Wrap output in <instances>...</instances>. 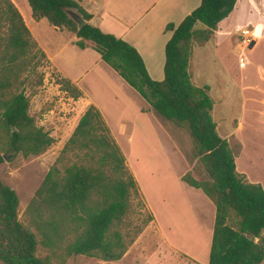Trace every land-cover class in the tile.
Segmentation results:
<instances>
[{"label":"trees","instance_id":"16d2710c","mask_svg":"<svg viewBox=\"0 0 264 264\" xmlns=\"http://www.w3.org/2000/svg\"><path fill=\"white\" fill-rule=\"evenodd\" d=\"M26 1L35 22L45 19L55 30L73 33L78 49H93L160 119L186 127L208 181L188 173L181 180L200 190L215 209L208 264H263L264 189L237 173L235 155L219 137L211 117L210 88L195 87L188 72L193 43L208 42L237 0H201L177 27L166 26L172 35L165 46L161 82L150 78L131 45L93 27L92 16L77 2ZM66 10L81 16L85 25L78 30ZM37 56L46 60L14 4L0 0V165L4 155L36 157L55 143L36 126L29 115V99L21 90L26 61ZM55 78L61 92L75 101L81 97L68 80ZM69 156L76 162L64 166ZM133 194H138L137 184L125 157L100 112L90 106L27 206V226L18 218L16 192L0 180V263L53 264L51 258L58 254L61 264L72 256L120 261L142 231L124 235L115 230L128 216ZM152 221L149 215L144 225ZM39 246L52 251L51 256L37 257Z\"/></svg>","mask_w":264,"mask_h":264},{"label":"rangeland","instance_id":"374dc122","mask_svg":"<svg viewBox=\"0 0 264 264\" xmlns=\"http://www.w3.org/2000/svg\"><path fill=\"white\" fill-rule=\"evenodd\" d=\"M15 2L18 5L22 4L20 0ZM244 21L243 17L239 21L242 27ZM37 29L43 39L50 44L64 42L67 38L52 34L45 26ZM239 40L240 35L237 36V43ZM256 40L257 38L254 41ZM210 45L198 42L192 45L190 74L194 80L198 68L196 64L198 55L194 48L203 47L204 58L209 64L212 52ZM250 51L247 49L244 52L250 64L245 58V65L241 67L236 56L231 76L228 74L220 77L216 90L210 93V97L214 100L225 93L224 102L228 112H224V115L228 118L231 114L230 127L225 131L228 130L227 137L235 155L238 172L246 182L260 184L264 189V117L257 118V115L263 112L264 92L257 85L260 81L256 71L258 65L264 67V45L249 53ZM228 53L229 51L224 55ZM26 63L28 69L22 75L21 90L29 99V115L35 119L36 126L48 133L55 143L36 157L25 159L21 155H4V159L8 161L4 160L0 165V180L14 190L19 198L18 218L24 226H27L25 210L46 174L56 163L64 146L63 141L68 139L73 123L81 112L77 106H69L68 96L61 93L59 85L56 84V74L48 69L46 60L37 56ZM202 69L205 71L206 66L202 65ZM206 76L205 84L212 85V75ZM41 77L42 84L39 86L37 81ZM232 81H236L234 82L236 84ZM109 104L115 107L116 102L110 101ZM63 107L69 112L61 111ZM221 111V109L215 111V116L221 115ZM157 119L159 123L156 121L158 124L154 134L144 138L141 135H134L132 143L126 144V147L122 145L128 162L133 164L142 195L139 192L132 195L128 216L115 227V230L124 235L126 233L132 235L142 228L141 234L128 248L123 258L116 263L72 256L67 258L64 264H196L193 259L207 261L209 255L207 238L213 222L212 213L207 204L205 206L197 198L199 195L195 191H199L182 182L181 175L188 173L192 178L202 182L208 181V177L195 156L194 144L186 127ZM161 126L165 135L159 129ZM74 162L76 159L69 156L63 165L67 166ZM58 167L61 169V165ZM149 215L157 222L153 220L145 226ZM196 221L202 223L205 230H199L195 225ZM51 254L52 251L40 246L37 248L36 256L39 258L50 257ZM53 256L55 257L51 258L52 263L61 264L59 254Z\"/></svg>","mask_w":264,"mask_h":264},{"label":"crops","instance_id":"0c3cea01","mask_svg":"<svg viewBox=\"0 0 264 264\" xmlns=\"http://www.w3.org/2000/svg\"><path fill=\"white\" fill-rule=\"evenodd\" d=\"M10 1L21 14L33 39L45 54L48 69L60 78L68 80L81 93V97L76 101L69 96L67 98L70 104L69 106L74 105L77 106V109L81 110L79 116L73 123L72 131L68 139L85 111L90 106L95 107L100 112L112 138L124 155L126 168L137 184V191L141 194V191H139L140 185L137 174L132 166L133 164L128 162L122 145L126 147V144L132 143L134 135H141V137L144 138L150 134H154V131L157 129L156 125L159 123L157 119L159 117L133 89L101 61L100 56L93 49H78L74 45L77 38L73 33L66 30H55L48 25L45 19L35 22L31 17V10L26 0H20L22 1L21 3L24 9L19 7L15 0ZM73 1L77 2L80 7L92 16L89 23L93 27L131 45L142 58L150 78L157 82H161L164 79L165 46L172 35V32L166 31V26L173 25L177 27L183 19L197 9L201 3V0ZM242 17L245 19L244 27L239 24ZM40 26H45L56 36H66L67 38L61 43H47L38 33L37 28ZM195 28L200 29L201 25H197ZM244 29H252L257 38L255 46L249 53L253 52L258 46L264 45V0H237L231 14L217 25L216 29L212 32L210 40L205 42L211 44L210 48L212 49L209 64L207 62L208 60L206 61L204 58L205 51L203 47L194 48V52L198 55V61L196 63L198 68L195 80L190 74L191 58L189 60L188 72L191 77V82L195 87L201 88L203 86H208L210 88V96V93L215 92L216 84L220 77L223 78L228 74L229 77L231 76V72L234 69L232 67L233 61L237 56L239 64V54L242 52L237 43V36ZM228 51L229 53L224 55V53ZM245 58L248 60L247 56H245ZM227 62L230 63V65ZM248 64H250L249 60ZM202 65L206 66L205 71L203 69L201 70ZM223 70L226 72L225 74ZM198 71L201 72L198 73ZM256 71L260 81L257 85L261 87L264 92V67L258 65ZM208 74L212 75V85L205 84L206 75ZM232 82L234 83L236 81ZM63 94L66 95L65 93ZM222 96L220 95L218 98L215 97L217 102H215V98L214 100L211 99L213 103L211 117L216 124V131L219 137L226 140L229 144L230 141L227 137L228 130L225 131V129H229L230 127L229 122L231 114L228 118L224 115V112H228V107L225 104L226 102H224V100H226L224 92ZM110 101L116 102L115 107L109 104ZM75 109L76 108H72V110ZM219 109L222 110L221 115L215 116L214 112ZM61 111L69 112L64 107ZM257 116V118L264 117V106L261 115L258 114ZM161 128L162 126L159 127L160 130ZM162 134H164V132H162ZM68 139L63 141V145H65ZM236 171L241 175L238 172L237 166ZM184 175L181 176L183 177ZM181 176H179V178H181ZM198 191L200 193L195 191V193L199 195L197 198H199L205 206L207 204L208 209H210L212 213L213 222L211 223V230L207 238V245L210 249L215 209L207 197L200 190ZM153 220L157 222L156 219ZM195 225L199 230L204 229L202 223L198 221L195 222ZM193 260L196 264H208V259L203 262L199 259Z\"/></svg>","mask_w":264,"mask_h":264},{"label":"built area","instance_id":"2783aa9c","mask_svg":"<svg viewBox=\"0 0 264 264\" xmlns=\"http://www.w3.org/2000/svg\"><path fill=\"white\" fill-rule=\"evenodd\" d=\"M240 40L238 45L241 49V53L239 54V65L243 67L245 65V56L244 52L247 51L251 41L255 40V34L252 29H244L240 32Z\"/></svg>","mask_w":264,"mask_h":264},{"label":"water","instance_id":"95a60500","mask_svg":"<svg viewBox=\"0 0 264 264\" xmlns=\"http://www.w3.org/2000/svg\"><path fill=\"white\" fill-rule=\"evenodd\" d=\"M65 13L67 14L68 17H70L73 22L77 25V29L79 30L80 28H82L85 25V21L82 19L81 16L73 13V12H69V11H65ZM255 46V41H251L248 50H252L253 47ZM5 161H8V159H5ZM257 241V240H256Z\"/></svg>","mask_w":264,"mask_h":264},{"label":"bare ground","instance_id":"6f19581e","mask_svg":"<svg viewBox=\"0 0 264 264\" xmlns=\"http://www.w3.org/2000/svg\"><path fill=\"white\" fill-rule=\"evenodd\" d=\"M22 2V1H21ZM20 3V2H19ZM20 5V6H19ZM18 6L21 7L22 4H19ZM23 8V7H22ZM24 9V8H23Z\"/></svg>","mask_w":264,"mask_h":264},{"label":"clouds","instance_id":"9594fccd","mask_svg":"<svg viewBox=\"0 0 264 264\" xmlns=\"http://www.w3.org/2000/svg\"><path fill=\"white\" fill-rule=\"evenodd\" d=\"M257 34H259V33H257Z\"/></svg>","mask_w":264,"mask_h":264}]
</instances>
